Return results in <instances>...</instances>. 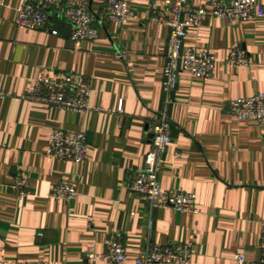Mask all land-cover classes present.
<instances>
[{"label":"crops","instance_id":"0c3cea01","mask_svg":"<svg viewBox=\"0 0 264 264\" xmlns=\"http://www.w3.org/2000/svg\"><path fill=\"white\" fill-rule=\"evenodd\" d=\"M108 1L89 0L98 39L74 42L70 26L54 13L48 30L26 31L16 25L23 0H0V92L6 94L0 98V261L107 264L86 254L91 248L103 254L118 234L127 264L149 248L185 243L193 244L191 264H235L239 253L257 264L264 125L236 120L229 103L264 93V19L229 26L208 17L188 30L185 48L210 52L214 73L206 82L188 73L179 77L167 110L172 142L159 185L195 196L199 213L189 216L151 209L128 187L131 175L145 167L150 131L165 106L169 29L148 20L150 5L165 0H130L136 19L123 23L106 19ZM236 47L247 52L249 66L229 61ZM65 73L79 76L91 90L90 107L102 111L77 113L20 98L42 76ZM55 128L86 135V162L46 156ZM22 174L30 192L19 198L14 187ZM59 182L75 186L71 201L52 196Z\"/></svg>","mask_w":264,"mask_h":264},{"label":"built area","instance_id":"2783aa9c","mask_svg":"<svg viewBox=\"0 0 264 264\" xmlns=\"http://www.w3.org/2000/svg\"><path fill=\"white\" fill-rule=\"evenodd\" d=\"M52 13L70 26L72 41L98 39L99 34L94 27L89 0H73L71 3H66L65 0H23L16 25L26 31H46L49 29ZM105 16L112 23L136 19L130 0H109ZM208 17L224 20L229 26H234L238 22L264 19V6L257 0H207L205 5L200 6H193L190 0H165L162 6L152 3L149 7L148 20L169 29L162 86L165 106L150 131L152 137L145 167L131 175L128 187L154 210L165 209L189 216L199 213V206L193 194L160 187L159 171L172 142L167 110L173 103L172 94L177 89L180 75L188 73L206 82L214 73L215 58L210 52L197 47L185 48L188 30L202 27ZM51 34L58 36L59 32L53 29ZM229 61L238 67H247L250 63L248 54L242 47L231 51ZM4 97L6 94L0 92V98ZM20 98L77 113H86L93 109L102 111L101 108L90 107L91 90L74 73H65L58 78L44 75L38 81L32 82ZM118 111L124 112L123 103ZM229 114L238 121H255L264 125V93L231 101ZM88 153L89 144L84 133H70L59 128L52 130L46 151L47 157L81 164L87 161ZM14 190L19 198L29 194L30 185L26 176L22 174L18 177ZM52 196L55 199L71 201L76 196V188L72 183L59 182L54 187ZM260 249L262 256L257 264H264V222L261 226ZM86 258L107 264H127L131 261L118 234L109 238L103 254H98L91 248ZM192 258V243L155 246L135 259V264H191ZM234 261L235 264H252L243 253L236 254ZM0 264L5 263L0 261Z\"/></svg>","mask_w":264,"mask_h":264},{"label":"water","instance_id":"95a60500","mask_svg":"<svg viewBox=\"0 0 264 264\" xmlns=\"http://www.w3.org/2000/svg\"><path fill=\"white\" fill-rule=\"evenodd\" d=\"M152 137V136H151Z\"/></svg>","mask_w":264,"mask_h":264}]
</instances>
